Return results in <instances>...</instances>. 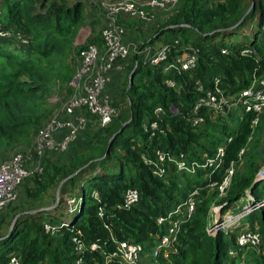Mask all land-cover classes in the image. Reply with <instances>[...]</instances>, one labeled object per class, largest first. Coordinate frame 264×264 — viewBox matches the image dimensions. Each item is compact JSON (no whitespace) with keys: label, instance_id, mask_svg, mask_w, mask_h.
Instances as JSON below:
<instances>
[{"label":"trees","instance_id":"obj_1","mask_svg":"<svg viewBox=\"0 0 264 264\" xmlns=\"http://www.w3.org/2000/svg\"><path fill=\"white\" fill-rule=\"evenodd\" d=\"M88 6L95 12L93 26L99 22L101 27L96 12L99 4L92 0H0V18L5 8L1 20L11 32L0 37L1 156L31 144L58 106L51 96L69 93L84 45L75 44L76 36L85 23ZM121 22L138 51L129 55L132 62L128 64L127 58L123 70H113L122 71L113 98L119 113L103 127L89 119L65 151L47 152L42 171L22 181V196L17 194V200L0 212V264H6L12 254L21 264H121L117 257H110L120 241L143 246L137 264H147V259L152 264H239L242 259L246 264H264V206L244 218L260 234L257 246H239L237 229L227 234L218 231L215 236L206 232L213 205L223 204L221 209L226 211L246 190L255 199L264 197V179L255 181L258 156L246 152L256 115L240 107L224 113L201 107L197 115L203 120L191 123L194 104L214 88L215 77L223 93L231 97L249 87L255 76L264 74V0H179L151 36L142 38L138 32L139 39L133 31L136 20ZM238 35L241 40L230 41ZM173 39L179 42L174 49L191 46L197 51L194 68L164 73L162 67L144 59L145 46L154 49ZM157 41L161 44L155 47ZM87 42L102 47L100 31ZM174 49L170 59L179 53ZM166 79H172L174 87L168 86ZM156 107L161 108V114H155ZM260 118L264 120V113ZM151 121L157 122L156 129H150ZM147 125L148 130L144 128ZM219 148L223 149L221 165L214 171L202 166ZM158 150L173 158L183 154L195 163L194 171H179L173 160H167L162 175L153 173L154 166L144 158L154 161ZM230 165L234 174L226 194L220 196L217 185ZM63 179L55 207L26 212L51 206L52 201L42 205L40 199ZM127 189L139 193L131 207L123 206ZM67 194L78 202L76 213L57 225L54 210L70 212L64 198ZM48 197L53 199L54 194ZM189 198L195 206L187 217ZM177 208L172 216L181 219L176 236L167 252L155 257L153 248L169 226V221L159 224L157 219ZM67 220L69 223L62 225ZM45 223L51 225L50 231H45ZM75 236L82 249L72 241ZM93 243L96 249L90 248Z\"/></svg>","mask_w":264,"mask_h":264},{"label":"built area","instance_id":"obj_2","mask_svg":"<svg viewBox=\"0 0 264 264\" xmlns=\"http://www.w3.org/2000/svg\"><path fill=\"white\" fill-rule=\"evenodd\" d=\"M179 0H105L100 3L99 15L102 25L99 29L102 38V47L96 43H85L79 51L74 76L70 80V92L66 95L51 96V101H56L58 106L49 115L48 119L37 130L31 147L20 148L10 158L0 162V212L10 203L17 200V187L32 173L42 171V158L48 152H63L75 139L79 130L83 129L89 119H93L100 126L108 125L119 113V106L113 104L114 100L107 94L108 84L111 81L113 70H122L126 59L134 51H138L137 43L129 38V30L121 22V19L138 20L142 22H154L157 11H169L176 8ZM122 19V20H124ZM11 32L4 27L0 18V37H7ZM20 38V34L16 35ZM179 42L173 39L170 42L162 43L157 48L145 46L142 49L144 59L154 67H162L164 73L170 70L185 71L195 67L197 62V51L191 46H180L174 49ZM177 53L170 59L172 50ZM225 52V50H223ZM247 53V50L243 51ZM168 86L174 87L172 79H166ZM219 78H214V88L207 90L205 95L200 97L192 108V125H197L203 118L197 115L201 107H207L214 113H224L237 107L243 108L246 112H253L256 116L252 120L255 127L259 117L264 113V74L254 77L249 87L244 88L234 96H226L218 86ZM201 88V86L199 87ZM88 113V116L85 115ZM156 115L161 114V108L156 107ZM150 129H156L157 122L149 123ZM148 130V125L144 127ZM243 149L239 151L241 155ZM223 149L219 148L215 157L207 158L202 166L211 167L214 171L222 163ZM173 160L179 171H191L195 169V163H191L179 154L176 158L168 156L163 151H156L154 161L144 158V162L154 166L153 173L162 175L166 170V161ZM234 167L230 165L217 185L220 196L226 194L230 186ZM264 179V166L261 167L255 180ZM195 191L194 193H196ZM139 193L136 189H127L123 196V206L131 207L138 201ZM69 211L75 209L76 199L66 197ZM243 202L242 206L233 207L237 202ZM226 211L221 209L222 205L212 206L210 220L206 226L208 235L215 236L218 231L225 234L237 229V244L241 247L257 246L260 242V234L250 228L244 218L252 211L264 206V197L255 199L248 190L245 195ZM192 198L186 201V216L189 217L194 210ZM179 210L160 216L157 222L169 221V226L157 241L153 248L152 255L157 256L160 252H167L172 240L175 238L179 218L172 217ZM101 216V212H99ZM69 222L64 221L62 225ZM45 231L51 230V225L44 224ZM80 234V231H77ZM77 243L78 249L83 244L75 236L72 238ZM96 244H91V249H96ZM143 246L138 243L120 241L116 250L110 257H117L121 264H137L142 256ZM166 255V254H165ZM6 264H21L19 258L12 254ZM239 264H246L240 260Z\"/></svg>","mask_w":264,"mask_h":264},{"label":"rangeland","instance_id":"obj_3","mask_svg":"<svg viewBox=\"0 0 264 264\" xmlns=\"http://www.w3.org/2000/svg\"><path fill=\"white\" fill-rule=\"evenodd\" d=\"M93 1V3L94 4H96V3H98L99 4V6L96 8L97 10H96V12H98V14H99V9H100V3L101 2H103V1H105V0H92ZM93 6V5H92ZM89 7V6H88ZM93 9H92V7H89V8H87V14H86V18H85V23H84V25L81 27L82 29H81V31H80V36H79V38L77 39V42H78V45H82L83 43L85 44V43H88L87 41L88 40H90V38H92L93 36L95 37L97 34H98V28L100 27V26H98L99 25V22L97 23V24H95V26H93V24H94V21L92 20V19H94L93 18V16H95V15H93L95 12H93L92 11ZM170 12H171V10H169V11H157L156 12V14H155V22L153 23V22H149V23H146V22H142V21H138V20H136V26L134 27V33L137 35V37H138V39L140 38L139 36H138V32H140V36L142 37V38H144V37H147V36H151L152 35V33H154V31H155V29H156V27H157V25L160 23H162L165 19H166V17H167V15H169L170 14ZM5 13V8H3L2 9V15H1V18H3V14ZM99 17L101 18L102 16L101 15H99ZM122 19H124V18H122ZM124 20H130V19H124ZM134 21V20H133ZM135 24V23H134ZM247 30L249 29V28H246ZM165 35H167V36H169L170 35V33L169 34H165ZM165 35H163V36H165ZM248 35V39L250 38V33L249 34H247ZM242 39V36L241 35H238V36H236V37H233V38H231L230 39V41H235V40H237V41H239V40H241ZM159 44H161V41H157L155 44H154V46L156 47L157 45H159ZM129 59H128V64L130 63V62H132L131 61V59H130V57H128ZM126 68H127V66H126ZM74 73H75V71H74ZM126 70L123 72V77H122V79L123 78H125V76H126ZM73 76H74V74H73ZM72 76V77H73ZM72 79V78H71ZM70 88V87H69ZM70 92V91H69ZM64 94H65V96H66V92H64ZM68 94V93H67ZM55 95V97H58V96H60L61 95V93H55L54 94ZM52 103H56V101H51ZM233 110H236V109H233ZM33 140H34V138H33ZM32 143H33V141L31 142V144H28V145H26V146H23V148H28V147H31V145H32ZM15 151V150H14ZM14 151H13V149L12 150H8L6 153H2L3 155L1 156L0 155V162L2 161V158H4V157H6V158H8L9 156L11 157V155L14 153ZM246 152H253V153H256L257 154V156H258V162H259V164H260V168L261 167H263L264 166V120L262 119V118H260V120H259V122H258V124L254 127V133H253V135H252V137H251V139H250V145H249V150H247ZM86 180V176H84V178H83V181H85ZM24 181V180H23ZM23 183V182H22ZM22 183H20L19 184V186L17 187V194H19L20 193V191H21V187H20V185L22 184ZM81 182L78 184V185H80L81 186ZM86 187H87V185H85ZM57 187H58V185L56 186V187H52L51 189H49L44 195H43V197H42V199H40V202H41V204L42 205H46V204H49L51 201H52V204H51V206H46V207H55L54 206V204H55V199H56V191H57ZM49 193H51V195L52 194H54V198L53 199H50V200H48L49 199V197H48V194ZM69 195H71V194H67V195H64V198L66 199V197H68ZM61 197V193H59V196H58V199ZM59 201V200H58ZM58 203V202H57ZM242 204H243V202H237L236 203V205H234L233 207H237V206H242ZM217 205H220V204H215V205H213V207L214 206H217ZM78 206V202H76V204H75V208ZM46 207H39L38 209H41V208H46ZM51 208V209H52ZM38 209H36V210H38ZM75 213H76V210H74L73 212H68V211H66V210H54V214L55 215H53L55 218H53V221H54V223L55 224H57V225H59L64 219H71V218H73L74 217V215H75ZM10 226V225H9ZM8 231H9V229H8ZM147 264H152L151 262H149V259H147Z\"/></svg>","mask_w":264,"mask_h":264},{"label":"water","instance_id":"obj_4","mask_svg":"<svg viewBox=\"0 0 264 264\" xmlns=\"http://www.w3.org/2000/svg\"><path fill=\"white\" fill-rule=\"evenodd\" d=\"M253 2L251 3V6L250 7H252L253 6ZM134 70H135V67L131 70V72L129 73V78H128V82H129V84L132 82V78H133V73H134ZM125 125V123L118 129V131L117 132H120L121 130H122V128H123V126ZM115 136V133L110 137V139H109V144H110V142H111V140H112V138ZM107 151H108V149H107ZM79 170H77L76 172H74L73 174H71L70 176H72V175H75L77 172H78ZM65 181V179H63L62 181H60V183L58 184V187H57V191H56V199H55V204H54V206L57 204V202H58V196H59V193H60V188H61V185H62V183ZM255 181H261V180H255ZM47 208H50V207H46V208H41V209H38V210H29V211H26V212H29V213H34V212H37V211H41V210H44V209H47ZM52 208V207H51ZM18 215H16L14 218H13V220H12V222H11V224H10V227H9V231L12 229V226H13V224H14V222H15V219H16V217H17Z\"/></svg>","mask_w":264,"mask_h":264},{"label":"crops","instance_id":"obj_5","mask_svg":"<svg viewBox=\"0 0 264 264\" xmlns=\"http://www.w3.org/2000/svg\"><path fill=\"white\" fill-rule=\"evenodd\" d=\"M82 28H80L77 36H76V41H75V44L78 45V42H77V39L79 38L80 36V31H81ZM84 44V43H83ZM123 70V69H122ZM122 73L121 72H118V71H112L111 72V81L110 83L108 84V87H107V90L105 91L107 94L110 95L111 98H115V95H116V88L118 87L116 84H117V76L120 75ZM260 169V168H259ZM22 191H20V193L18 195L22 196Z\"/></svg>","mask_w":264,"mask_h":264}]
</instances>
